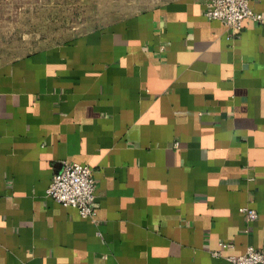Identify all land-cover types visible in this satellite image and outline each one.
Segmentation results:
<instances>
[{"label": "crops", "instance_id": "0c3cea01", "mask_svg": "<svg viewBox=\"0 0 264 264\" xmlns=\"http://www.w3.org/2000/svg\"><path fill=\"white\" fill-rule=\"evenodd\" d=\"M205 2L0 62V264H228L264 248V25L228 37ZM63 161L91 166L94 216L45 194Z\"/></svg>", "mask_w": 264, "mask_h": 264}, {"label": "rangeland", "instance_id": "374dc122", "mask_svg": "<svg viewBox=\"0 0 264 264\" xmlns=\"http://www.w3.org/2000/svg\"><path fill=\"white\" fill-rule=\"evenodd\" d=\"M167 0H0V62Z\"/></svg>", "mask_w": 264, "mask_h": 264}, {"label": "built area", "instance_id": "2783aa9c", "mask_svg": "<svg viewBox=\"0 0 264 264\" xmlns=\"http://www.w3.org/2000/svg\"><path fill=\"white\" fill-rule=\"evenodd\" d=\"M203 15L208 19H218L227 28V36H236L244 18L264 25V13L252 9L248 0H206ZM45 194L53 200L76 209L81 216H94L97 202L90 165L77 161H63L45 187ZM245 221L256 217L253 207H241ZM220 244L227 245L220 242ZM217 253V251H213ZM228 264H264V248L246 245L244 251L225 256Z\"/></svg>", "mask_w": 264, "mask_h": 264}]
</instances>
